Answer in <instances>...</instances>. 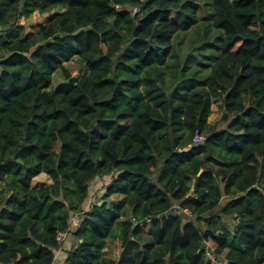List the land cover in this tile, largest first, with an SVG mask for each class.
Returning <instances> with one entry per match:
<instances>
[{
    "label": "trees",
    "instance_id": "trees-1",
    "mask_svg": "<svg viewBox=\"0 0 264 264\" xmlns=\"http://www.w3.org/2000/svg\"><path fill=\"white\" fill-rule=\"evenodd\" d=\"M34 13L51 16L30 34ZM189 31L197 45L180 58ZM40 175L50 183L35 187ZM56 252L62 264H264V0H0V264H61Z\"/></svg>",
    "mask_w": 264,
    "mask_h": 264
},
{
    "label": "rangeland",
    "instance_id": "rangeland-1",
    "mask_svg": "<svg viewBox=\"0 0 264 264\" xmlns=\"http://www.w3.org/2000/svg\"><path fill=\"white\" fill-rule=\"evenodd\" d=\"M196 8L198 11V15L201 18V22L207 21L209 17L211 16V11L210 9L203 3L199 2L196 4ZM50 14H43L40 15L39 13H34L32 17L26 22V27H27V32L30 34H35L39 31V29L50 20ZM197 33L196 31H189L187 33H182L179 36V44L177 46V53L182 58L187 52L190 51L191 48L196 46V40H197ZM66 67L70 68L71 72V78L75 79L76 76L79 74V70L81 69V66L79 63L74 60L69 63H66ZM173 70L167 69L166 74L164 76L166 82L171 85H173L174 77L172 76ZM61 81V75L57 73L54 77V84L58 83ZM221 116L222 112L220 110V101L219 100H214L212 103V108H211V116L208 119V122L211 125H219L221 126ZM218 126V127H219ZM110 182V177H106L103 179H95L91 184H90V189H89V196L86 200L84 209L88 208L89 205L94 204V203H99L101 195L104 193L105 187L109 184ZM50 183V179L46 175H40L37 178L33 180V185L35 187H42ZM116 197L110 198V200H115ZM226 203V198H223L220 202V205H223ZM82 212L75 213V216L77 217H82ZM180 216L183 219V221H194L195 218L191 216L187 211H180ZM76 219L74 220V223L78 224L80 223L81 219ZM225 221V224L227 225L228 230L231 232L234 230L235 226V221L233 219H223ZM119 226V223H117ZM66 243H72L70 238H67ZM207 246L210 248V250H213L216 245L212 241H208ZM120 251V242L118 239H110L107 243V247L105 249V255L111 259H115ZM56 261L59 263V256L60 252H56Z\"/></svg>",
    "mask_w": 264,
    "mask_h": 264
},
{
    "label": "water",
    "instance_id": "water-1",
    "mask_svg": "<svg viewBox=\"0 0 264 264\" xmlns=\"http://www.w3.org/2000/svg\"><path fill=\"white\" fill-rule=\"evenodd\" d=\"M70 83H73L74 82V79H70V81H69ZM195 145H197L196 143H194L192 146H195ZM191 146V147H192ZM190 148H186V149H183V151H188ZM202 173V169H200L199 170V172H198V176L200 175ZM193 189H194V186H193V184H192V186H191V191H193ZM190 193L187 195L188 197H190ZM146 220H143L141 223H144ZM138 224H140V222H134V226H136V225H138ZM200 248L202 249V248H205L206 249V251L208 252V253H210L211 252V250H210V248L207 246V244L205 243V242H202L201 243V246H200Z\"/></svg>",
    "mask_w": 264,
    "mask_h": 264
},
{
    "label": "built area",
    "instance_id": "built-area-1",
    "mask_svg": "<svg viewBox=\"0 0 264 264\" xmlns=\"http://www.w3.org/2000/svg\"><path fill=\"white\" fill-rule=\"evenodd\" d=\"M75 214H73V216H72V218H71V226H73L74 228H77V226L79 225L78 224V222H77V224L76 223H74V220H75ZM235 223H236V221H235ZM67 238H70V239H72V237H71V235H69V234H67V233H64V234H61L60 236H59V242L61 243V242H63L64 240H66Z\"/></svg>",
    "mask_w": 264,
    "mask_h": 264
},
{
    "label": "crops",
    "instance_id": "crops-1",
    "mask_svg": "<svg viewBox=\"0 0 264 264\" xmlns=\"http://www.w3.org/2000/svg\"><path fill=\"white\" fill-rule=\"evenodd\" d=\"M117 198H118V197H116V199H117ZM116 199H115V200H116ZM83 210H85V209L83 208ZM74 217H75L76 219H79V218H80V217H77V216H74ZM80 219H81V218H80ZM119 242H120V241H119ZM66 247H67V246H66ZM119 253H120V251H119ZM119 253H118V255H119ZM118 255H117V257H118ZM117 257H116V258H117ZM64 258H65V254H64V252H63V253H61L60 256H59V261H60L59 263L62 264ZM116 258H115V259H116Z\"/></svg>",
    "mask_w": 264,
    "mask_h": 264
}]
</instances>
